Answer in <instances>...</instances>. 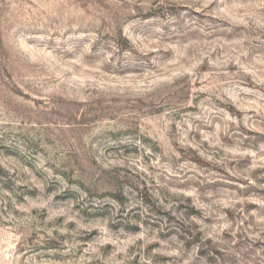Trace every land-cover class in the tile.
<instances>
[{
    "label": "rangeland",
    "instance_id": "rangeland-1",
    "mask_svg": "<svg viewBox=\"0 0 264 264\" xmlns=\"http://www.w3.org/2000/svg\"><path fill=\"white\" fill-rule=\"evenodd\" d=\"M0 264H264V0H0Z\"/></svg>",
    "mask_w": 264,
    "mask_h": 264
}]
</instances>
